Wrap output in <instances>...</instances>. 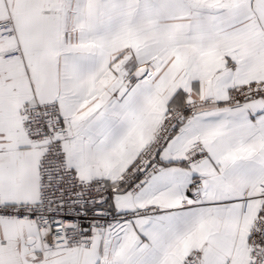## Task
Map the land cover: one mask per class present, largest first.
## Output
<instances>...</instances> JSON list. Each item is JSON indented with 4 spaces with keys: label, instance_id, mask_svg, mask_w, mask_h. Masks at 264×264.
<instances>
[{
    "label": "snow or ice",
    "instance_id": "obj_1",
    "mask_svg": "<svg viewBox=\"0 0 264 264\" xmlns=\"http://www.w3.org/2000/svg\"><path fill=\"white\" fill-rule=\"evenodd\" d=\"M0 264H264V0H0Z\"/></svg>",
    "mask_w": 264,
    "mask_h": 264
}]
</instances>
